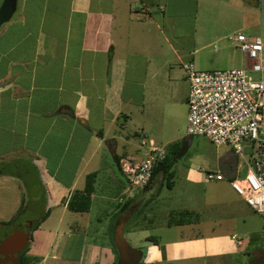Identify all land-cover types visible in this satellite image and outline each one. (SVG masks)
I'll list each match as a JSON object with an SVG mask.
<instances>
[{"label": "crops", "instance_id": "0c3cea01", "mask_svg": "<svg viewBox=\"0 0 264 264\" xmlns=\"http://www.w3.org/2000/svg\"><path fill=\"white\" fill-rule=\"evenodd\" d=\"M161 10L158 0H16L10 21L0 27V242L9 223L25 210L26 188L36 182L47 194V216L31 233L26 255L40 256L41 264L114 262L109 244L84 239L72 256L74 231L67 216H107L109 225L121 226L124 237L132 234L131 228L125 232L126 224L141 211L143 219L154 221L144 213L152 198H145V191L159 195L161 179L155 177L141 190L144 194L134 193L119 163L143 155L141 134L142 140L165 146L187 136L189 85L182 56L190 51L184 47L187 37L194 45L202 40L195 32L178 35L174 27L164 31L161 25L171 17L156 16ZM221 147L232 154L213 171L223 179L199 182H208L209 197L220 203L218 222L196 210L194 222L170 225L166 220L164 228L153 229L155 235L142 236V264L199 258L225 262L241 254L254 264L264 257V245L258 247L254 236L261 232V218L228 184L247 172L245 159ZM90 173L96 176L89 211L68 210L70 196L83 190ZM205 223L219 229L183 234ZM89 225L90 220H81L84 228Z\"/></svg>", "mask_w": 264, "mask_h": 264}, {"label": "rangeland", "instance_id": "374dc122", "mask_svg": "<svg viewBox=\"0 0 264 264\" xmlns=\"http://www.w3.org/2000/svg\"><path fill=\"white\" fill-rule=\"evenodd\" d=\"M158 2L162 6V10L155 13V15L160 18L171 17V19H166L167 22L165 20V24L161 25L164 31H167L166 27L169 29L174 27L178 35L186 36L195 32L198 37L202 38L199 44L194 45L193 41L187 37L188 40L184 44L185 49H189V52H192L194 49H198V51L195 54L189 52L183 54L182 65L184 63H192L197 69L203 71L240 68L245 62L244 55L234 46V43L228 40V36L237 33H243L248 37L264 36V0H158ZM176 64H178V61L175 62ZM128 132L131 133L132 131L128 129ZM141 140L142 134L138 140L139 146ZM184 140L188 141L185 154L178 159L175 156V160H172V171L174 173L172 178L174 183L173 190H169L165 186L164 181L161 180L162 189L159 195H153L155 191L152 192V189L145 191V198L149 199L151 196L152 198L149 199L146 208H144V213H150L154 221L149 223L148 216L147 219H143L141 211L140 214L138 213V215L134 216L125 226V232L129 228H131L132 232L130 237H124L125 241L130 247L143 252V256L146 254V247L142 244V236L155 235L153 229L164 228L166 220L176 222L179 216L186 217L187 215L183 216V214L188 212L186 220L194 222L195 215L193 210H196L200 214L203 213L218 222V215L221 212L219 210L220 203L209 197L213 189L208 185V182L200 184L199 182L201 179L204 180L207 171L219 169V166L223 165L226 158H230L232 154L226 152L224 147L216 148L208 139L201 136H185L180 143V147ZM165 150L167 154V148ZM114 171L123 181L115 166ZM158 178L161 177L158 176ZM20 186L23 188V186L27 185ZM32 187L29 191L26 188L24 195L25 210H21L17 219L8 225L10 230L17 225H27L28 228L30 227V232L32 222L37 220L40 214H44L43 209L47 194L37 182ZM203 188L205 191H203ZM31 190L34 191V195L36 196L34 202L29 201L28 194L32 193ZM28 207L33 212H30L31 210H28ZM66 218L72 223L71 228L74 231L70 239L72 244L70 253L72 256L77 254L83 239L88 244H109L114 255H116L111 236V228L113 226L109 225L107 216L101 215L96 218L94 212L91 216H84L82 218L79 216H67ZM98 218L101 219L100 223ZM81 220H90V225L84 228L81 226ZM27 221L28 223L25 224L24 222ZM222 227H229V225H222ZM212 229H219V225L205 223L204 225H200L199 228L196 226L191 230H185L183 234L185 236L196 233L205 235L209 234ZM258 229L259 227H256V232H259ZM9 232L5 233L9 234ZM254 236L257 237V246L263 247L261 232L255 233ZM144 258H142L139 264L143 263ZM40 261V256L34 257L32 264H41ZM250 263L251 259H249L248 255L241 254L236 257L227 258L225 262L220 258L214 260L199 258L194 263L193 260H186L182 263L174 262L173 264ZM48 264H59V262L50 260Z\"/></svg>", "mask_w": 264, "mask_h": 264}, {"label": "built area", "instance_id": "2783aa9c", "mask_svg": "<svg viewBox=\"0 0 264 264\" xmlns=\"http://www.w3.org/2000/svg\"><path fill=\"white\" fill-rule=\"evenodd\" d=\"M228 40L244 55L240 68L203 71L192 63L182 65L189 85L186 135L204 137L215 147H229L245 159L247 172L228 184L260 216L264 245V36L237 33ZM140 148L144 151L139 159L128 156L119 163L134 191L148 186L153 168L166 156V146L149 139L141 140ZM206 179L221 181L223 176L210 171Z\"/></svg>", "mask_w": 264, "mask_h": 264}, {"label": "water", "instance_id": "95a60500", "mask_svg": "<svg viewBox=\"0 0 264 264\" xmlns=\"http://www.w3.org/2000/svg\"><path fill=\"white\" fill-rule=\"evenodd\" d=\"M16 9V0H3L0 5V27L10 21ZM187 140H184L176 158L182 157L187 148ZM30 228V227H29ZM27 225H17L0 242V264H17L20 252L30 241ZM114 244L117 250L116 264H139L143 258V252L130 247L122 233L121 226L115 229Z\"/></svg>", "mask_w": 264, "mask_h": 264}, {"label": "trees", "instance_id": "16d2710c", "mask_svg": "<svg viewBox=\"0 0 264 264\" xmlns=\"http://www.w3.org/2000/svg\"><path fill=\"white\" fill-rule=\"evenodd\" d=\"M180 143H181L180 141L174 142V143L168 144L166 146L167 154H166L165 158L153 168L151 181L155 177L160 176L161 177L160 179L164 181L165 186L168 189H171L172 184H173L172 178L174 176V173L172 171V165H173L172 160H175V156L177 155V153L180 149ZM95 176H96L95 173L88 174L85 178V185H84L83 190L82 191H75L72 193V195L70 196V198L67 202V209L68 210H70L72 212H76V213H86L89 211L90 204H91V195H92L93 190H94ZM151 181H150V183H151ZM188 214H189L188 212L184 213L183 216H186V215L188 216ZM46 216H47V213L43 214L37 221H35L33 223L31 231L29 232L30 240H31V233L39 226L40 222L43 221L46 218ZM187 216L186 217L179 216V218L177 219L176 222H174L173 220H169V224L170 225H172V224H175V225L186 224L189 222L188 220H186ZM14 221H11L9 223V225L12 224ZM115 229H116V225H113V228L111 230V236H112V243H113L114 252L116 255H115L114 262L112 264H116L117 257H118L117 250H116V247L114 244ZM11 230H10V232H11ZM10 232H9V234H10ZM147 241H151V239H147ZM28 249H29V242H28V245L20 252L17 264H32L33 258L26 255ZM251 264H253V263H251ZM254 264H264L263 255Z\"/></svg>", "mask_w": 264, "mask_h": 264}, {"label": "flooded vegetation", "instance_id": "af4514ba", "mask_svg": "<svg viewBox=\"0 0 264 264\" xmlns=\"http://www.w3.org/2000/svg\"><path fill=\"white\" fill-rule=\"evenodd\" d=\"M8 264H10V263H8Z\"/></svg>", "mask_w": 264, "mask_h": 264}]
</instances>
